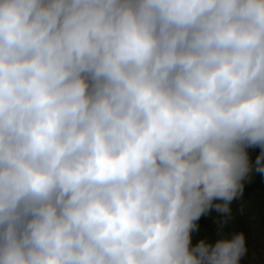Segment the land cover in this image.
Listing matches in <instances>:
<instances>
[{
  "label": "clouds",
  "instance_id": "9594fccd",
  "mask_svg": "<svg viewBox=\"0 0 264 264\" xmlns=\"http://www.w3.org/2000/svg\"><path fill=\"white\" fill-rule=\"evenodd\" d=\"M253 173L264 0H0V264H241Z\"/></svg>",
  "mask_w": 264,
  "mask_h": 264
},
{
  "label": "rangeland",
  "instance_id": "374dc122",
  "mask_svg": "<svg viewBox=\"0 0 264 264\" xmlns=\"http://www.w3.org/2000/svg\"><path fill=\"white\" fill-rule=\"evenodd\" d=\"M259 151V148L248 149V154L252 161L255 160L256 156L259 154ZM243 183L245 185L243 195L234 199L231 204L232 206L238 204V202L243 204L248 210L250 218L257 219L264 209V179L261 178L260 174L253 173L251 180H245ZM213 203L223 202L214 201ZM204 215L208 222L218 223L209 225L212 226V228H217L215 226L227 228L231 225H234L235 223L238 227V220L234 218V215L237 216V214L234 211L233 214L231 211V219H229L227 223H222L224 217L222 218L221 213H218L215 208H212L211 210H209V212ZM230 230L235 232V234L238 233V229L230 227ZM200 233H202L203 235H201ZM210 233L213 234L215 237H212L208 231L200 230V228L198 227L196 229V232L193 231L191 233V245L195 246L201 240H204L206 243L209 244H215L218 239H227L221 233H217L212 229L210 230ZM204 235H206L207 237ZM245 238L248 239L246 236ZM250 246L252 249V253H246V255L241 259V264H264V241L262 239L250 240ZM246 247L247 249H249L247 245ZM248 256H251V262L248 261Z\"/></svg>",
  "mask_w": 264,
  "mask_h": 264
}]
</instances>
